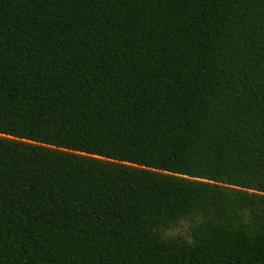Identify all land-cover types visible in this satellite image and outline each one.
I'll list each match as a JSON object with an SVG mask.
<instances>
[{"label":"trees","instance_id":"obj_1","mask_svg":"<svg viewBox=\"0 0 264 264\" xmlns=\"http://www.w3.org/2000/svg\"><path fill=\"white\" fill-rule=\"evenodd\" d=\"M0 264H264V0H0Z\"/></svg>","mask_w":264,"mask_h":264}]
</instances>
